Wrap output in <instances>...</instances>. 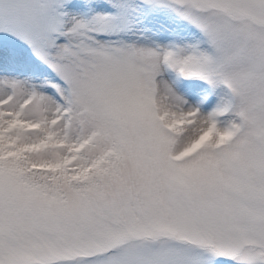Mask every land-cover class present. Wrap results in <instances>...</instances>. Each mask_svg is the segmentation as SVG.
I'll list each match as a JSON object with an SVG mask.
<instances>
[{
	"label": "snow or ice",
	"instance_id": "snow-or-ice-1",
	"mask_svg": "<svg viewBox=\"0 0 264 264\" xmlns=\"http://www.w3.org/2000/svg\"><path fill=\"white\" fill-rule=\"evenodd\" d=\"M0 264H264V0H0Z\"/></svg>",
	"mask_w": 264,
	"mask_h": 264
}]
</instances>
